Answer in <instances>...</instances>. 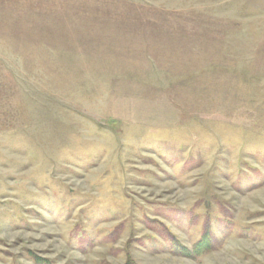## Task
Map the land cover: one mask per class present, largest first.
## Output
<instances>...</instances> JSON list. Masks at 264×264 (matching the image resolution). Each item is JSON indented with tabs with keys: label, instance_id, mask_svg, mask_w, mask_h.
Here are the masks:
<instances>
[{
	"label": "rangeland",
	"instance_id": "374dc122",
	"mask_svg": "<svg viewBox=\"0 0 264 264\" xmlns=\"http://www.w3.org/2000/svg\"><path fill=\"white\" fill-rule=\"evenodd\" d=\"M0 264H264V0H0Z\"/></svg>",
	"mask_w": 264,
	"mask_h": 264
}]
</instances>
